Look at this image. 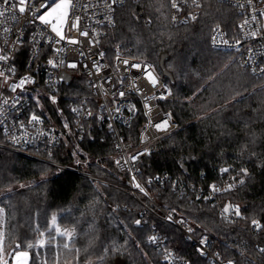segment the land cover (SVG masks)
<instances>
[{
    "label": "trees",
    "instance_id": "1",
    "mask_svg": "<svg viewBox=\"0 0 264 264\" xmlns=\"http://www.w3.org/2000/svg\"><path fill=\"white\" fill-rule=\"evenodd\" d=\"M201 1L197 19L171 26L170 0H126L117 9L114 26L107 28L102 47L110 56L117 44L130 46L135 55L154 62L164 77L168 72L175 78L172 94L162 106L171 112L178 128L155 143L149 159L138 163L149 192L176 215L191 220L198 232H208L213 249L225 259L264 264V253L259 251L264 248V229L256 231L250 224L252 219L264 224V77L251 75L235 53L210 45L216 24L230 35L235 31L240 19L237 9L218 0ZM73 83L63 86L66 99L91 95L85 77ZM50 111L56 119L55 108L51 106ZM138 126L135 122L131 129ZM116 154L110 134L94 122L87 124L83 140L70 136L43 156L109 183L0 148V204L8 211L5 235L20 241L36 239L23 222L24 210L76 205L99 195L92 232L94 250L101 254L97 264H164L161 254L147 243L149 228L135 223L141 206L124 188L127 175L116 170ZM241 169H247L248 175L241 174ZM163 172L188 188L207 187L227 176L244 183L239 181L223 192L216 203L204 202L180 196L170 185L148 183ZM226 204L240 205L237 221L220 216L219 207ZM69 216L64 209L53 222L46 209H33L25 212V221L36 231L45 225L64 232ZM4 219L3 213V225ZM161 230L192 264H206L179 229L162 225ZM17 243L20 251H27L29 244L39 246L38 241L5 238L3 258L8 263ZM29 255L32 264L33 252Z\"/></svg>",
    "mask_w": 264,
    "mask_h": 264
},
{
    "label": "built area",
    "instance_id": "2",
    "mask_svg": "<svg viewBox=\"0 0 264 264\" xmlns=\"http://www.w3.org/2000/svg\"><path fill=\"white\" fill-rule=\"evenodd\" d=\"M218 1L236 8L240 19L231 35L221 24H216L211 32V47L235 53L242 67L251 75L264 77V71H261L264 69V16L260 15L264 11V2L252 0L249 4V0ZM48 2L51 3L52 0ZM125 2L126 0L123 3L117 2L112 5L114 10L109 11L105 0H78L79 5L87 4L89 7L85 9L78 6L68 16L62 28L65 37L77 39L79 43L70 44L66 39L57 44L55 40L58 37L51 32V26L33 20L27 11L21 14L16 9L9 8V5L0 0V10L7 9L0 16V48H4L9 55L7 64L15 67V73L9 77L8 84L0 79V148L48 161L60 170L76 172L92 180L109 183L85 171L52 162L43 156L70 136L75 141L83 140L87 124L94 122L111 136L117 150L114 166L119 173L127 175L124 188L141 206L140 225L149 228L147 243L161 254L163 263L192 264L190 259L171 245L168 236L161 230L162 225H172L179 229L189 246L206 264H227L230 259H225L219 251L213 249L208 232H198L189 219L176 215L173 210L160 203L140 178L138 163L149 159L154 152L155 143L173 133L178 124L171 112L162 106L171 96L172 87L157 65L135 55L130 46L117 44L110 56L102 47L107 28L114 26L117 9ZM40 3L43 0L36 3V8H39ZM177 3L180 5L179 11L171 7V26L189 23L202 12L201 0H197L199 6L194 5L192 0H177ZM75 16L81 17L79 30L87 31L88 36H81L79 31L71 28ZM106 17H110L111 22ZM5 29L8 31L5 32ZM252 32H257V36L252 37ZM49 37L52 38L51 41ZM54 48L61 51L54 53ZM49 59H53L58 65L63 60L64 64L52 67L48 64ZM124 59L129 60L130 64L141 65V68H126L122 63ZM72 62L78 65L77 68L67 66ZM145 66H150L148 71L156 78L155 85L147 78ZM96 67H99V72ZM0 71L7 72V65L3 62H0ZM25 76L30 77L34 83L29 82L14 92L9 90V84L18 83ZM82 76L86 79L91 95L66 99L63 86L73 82L75 85V81ZM120 92H124L123 97L119 95ZM52 96L56 97V103L52 102ZM5 99L8 103H4ZM51 106L57 111L56 119L50 111ZM117 107L119 112L116 111ZM74 108L80 111L73 112ZM88 111H91V116L87 114ZM33 114L40 117L39 122H29ZM165 119L169 120V127L166 130H157L155 124ZM135 122L139 126L132 130ZM13 136L18 140L14 142ZM133 156L137 157L134 162L131 159ZM117 160L120 161L119 165ZM133 176L146 189L147 196L134 187ZM151 178V183L148 182L151 185H170L180 196H193L197 200L212 203L218 201L230 184L233 189L240 181V178L227 176L207 187L188 188L182 181L172 178L169 172L158 173ZM212 185L220 191H213L210 187ZM226 205L232 208L237 206ZM226 205L219 207L220 216L231 222L237 221L240 217L234 214L232 208L229 213L223 212ZM238 206L241 213L240 205ZM169 216L171 220L168 219ZM189 228L192 229L191 232ZM150 237L156 239L152 240ZM202 238H207L205 244H201ZM201 248L204 250L203 254Z\"/></svg>",
    "mask_w": 264,
    "mask_h": 264
},
{
    "label": "snow or ice",
    "instance_id": "3",
    "mask_svg": "<svg viewBox=\"0 0 264 264\" xmlns=\"http://www.w3.org/2000/svg\"><path fill=\"white\" fill-rule=\"evenodd\" d=\"M38 2H39V0H15V2H13V0H3V3L5 5H9V8L16 9V11H18L21 14H24L27 11L31 14L33 20H38L43 25L51 26V32L55 33V36L58 37V39L55 40V43L59 44L60 41L66 40V39H67V42L70 44L79 43V41L77 39L65 37L64 32H63V28H62L63 24H65L67 22L68 16L71 15L78 6H81L78 4V0H77V3H74V0H52L51 3H49L48 0H43V3H40L39 8H36L35 5ZM117 2L123 3V0H105V6L108 8L109 11H113L114 9L112 8V5H115ZM262 2H264V0H262ZM192 3L196 6H199L197 3V0H192ZM251 3H252V0H249V4H251ZM81 7L87 9L89 7V5L84 4ZM171 7L176 9L177 11H179V9H180V5L177 3V0H171ZM241 7H243V5H241ZM6 10L7 9L0 10V16L4 15V12ZM260 15L264 16V11H262L260 13ZM13 18H15V17H13ZM192 18L195 19L194 16ZM80 19H81L80 16H75L74 20L71 24V28L79 31V35H81V36H88L87 31H80L79 30ZM106 19H108L109 22H111L110 17H106ZM137 19H138V17H137ZM173 19H175V17H173ZM245 23H247V21H245ZM7 31H8V29H5V32H7ZM250 35L252 37H256L257 32H252V33H250ZM49 40L51 41L52 38L49 37ZM225 43H227V41H225ZM53 51H54V53H59L61 51V49L54 48ZM81 55H83V53H81ZM100 55L103 56V53H100ZM117 59H119V54L117 55ZM8 61H9V55L5 52L4 48H0V62H3L5 65H7V72L0 71V79H2L4 84H8L9 77L15 73L14 65H8L7 64ZM122 63L126 68L127 67H131L133 69H140L141 68V65H139V64H136V63L130 64L129 60H127V59H124L122 61ZM48 64L51 65L52 67H58L59 65H63L64 61L60 60L59 65H58L56 61H54L53 59H49ZM67 66L75 69V68H77L78 65L75 62H72V63H69ZM148 67H150V66L144 67V72H145L147 78L149 79V81L153 85H155L157 83V80L152 75V73L150 71H148ZM99 70H100L99 67H96V71L99 72ZM261 71H264V69H261ZM29 82L34 83V81L31 80L30 77L25 76V77L20 78L18 83L9 84L8 87H9L10 91L14 92L18 88H21L23 85H25ZM119 95L121 97H123L124 92H120ZM161 98H163V97H161ZM51 100L53 103H56V97L55 96H52ZM4 103H8L7 99L4 100ZM145 106L148 107V105H145ZM72 111L73 112H79L80 110L74 108V109H72ZM116 111L117 112L120 111L119 107H117ZM87 114L89 116L92 115L91 111H88ZM39 121H40V117L33 114L31 116L29 122L31 123V122H39ZM65 127H67V124H65ZM167 127H169V120L168 119L163 120L161 123L155 124V128L157 130H166ZM12 140L15 142L18 140V138L13 136ZM131 159L134 162L137 159V157L133 156ZM116 163L119 165L120 161L117 160ZM125 163H127V161H125ZM222 171L227 172L228 169H222ZM241 174L248 175L247 169H241ZM151 179L152 178H149V181H148L149 183H151ZM240 183L243 184L244 181L241 180ZM133 185L135 188H137L145 196L148 195L146 189L139 182H136L134 176H133ZM210 187L213 189V191H220V189H217L215 185H212ZM232 187H233V185L230 184L228 186V188L224 189V191H228ZM206 199H207V197H206ZM230 208H232V206H230V205L224 206L223 212L229 213ZM232 210L234 211V214L237 217L241 216L240 209H239L238 205L235 206L234 208H232ZM3 213H4V209L0 208V216H2ZM168 219L171 220V216H169ZM53 222H55V217H53ZM135 223L137 225H139L141 223V221L136 220ZM250 224H251L252 228L256 231H260V230L264 229V224H261V222L256 220V219H252L250 221ZM191 231H192V229L189 228V232H191ZM57 233L61 236L66 237L69 241L72 240L73 233L70 231L60 232L59 229H57ZM150 239L155 240L156 237H150ZM4 242H5V235L3 232V224L0 223V264H8V261L3 258L4 257ZM206 242H207V238H202L201 244H205ZM39 246H41V247L43 246V241L40 242ZM20 247L21 246L18 243L15 245V249L13 250L14 255H12L13 264H28L29 253L27 251H20L19 250ZM27 247L32 248L33 245L29 244V245H27ZM64 248L69 249V244L65 243ZM75 251L77 252V254L79 253V249H76ZM200 251H201V254H203V251H204L203 248H201ZM259 251L261 253H264V248H259ZM55 264H59V256H57ZM227 264H234V261H232L230 259V260H228Z\"/></svg>",
    "mask_w": 264,
    "mask_h": 264
},
{
    "label": "rangeland",
    "instance_id": "4",
    "mask_svg": "<svg viewBox=\"0 0 264 264\" xmlns=\"http://www.w3.org/2000/svg\"><path fill=\"white\" fill-rule=\"evenodd\" d=\"M224 65H227V63H224ZM98 196L95 197V200L89 203L87 202H85L84 204L78 203L76 205L70 204V206L72 207H68L70 216H69L68 226H66L65 231H70L73 233V237L71 241H69L64 236L59 235L57 233V230L54 229L53 231H51L52 229L47 228L48 226L46 227L45 225H42L40 230L34 231L37 235L36 239L25 238L24 240L20 241L17 239L7 237L5 235V226L8 217V211L4 205L0 204V207L4 209L5 219L3 225V232L5 238L6 240L16 241V242H24L25 240L29 239L34 242L38 241V245H40V242L43 241L42 247L34 245L32 248H29L27 250L28 253L33 252V256H31L33 258L32 264H55L57 256H59V264H97L101 260V254L96 253L94 250L92 232L94 229L96 204L100 201V196L99 197ZM44 208H48V207H44ZM32 209L23 211V222L27 227L28 225L25 221L24 212L31 211ZM46 210L47 212L50 213L52 218L56 217L57 214H59V212L62 211L61 208H58L57 210L56 208H54V210L48 208ZM65 243L69 244V249L64 248ZM76 249H79L78 254L75 251ZM10 264H13V260H11ZM28 264H29V260H28Z\"/></svg>",
    "mask_w": 264,
    "mask_h": 264
},
{
    "label": "crops",
    "instance_id": "5",
    "mask_svg": "<svg viewBox=\"0 0 264 264\" xmlns=\"http://www.w3.org/2000/svg\"><path fill=\"white\" fill-rule=\"evenodd\" d=\"M97 196H98V195H95V196H91V197H88V198L82 199V200L79 201V204H84L85 202L89 203V202L95 200V197H97ZM98 197H99V196H98ZM100 200H101V197H100ZM68 207H72V206H70V205H64V206H60V207H58V208H61L62 211H63L64 209H67V210H68ZM48 208H51V209L54 210V208H53L52 206H50V207H48ZM48 208H39V209H48ZM58 208H56V210H57ZM35 209H36V208H35ZM32 210H33V209H32ZM62 211H60V212H62ZM25 212H26V211H25ZM25 212H24V213H25ZM60 212H59V213H60ZM27 225H28V224H27ZM28 227H29V226H28ZM29 229H30L31 231H36V230L31 229L30 227H29Z\"/></svg>",
    "mask_w": 264,
    "mask_h": 264
},
{
    "label": "water",
    "instance_id": "6",
    "mask_svg": "<svg viewBox=\"0 0 264 264\" xmlns=\"http://www.w3.org/2000/svg\"><path fill=\"white\" fill-rule=\"evenodd\" d=\"M165 77L168 78L171 86L175 84V78L171 73L165 72Z\"/></svg>",
    "mask_w": 264,
    "mask_h": 264
},
{
    "label": "bare ground",
    "instance_id": "7",
    "mask_svg": "<svg viewBox=\"0 0 264 264\" xmlns=\"http://www.w3.org/2000/svg\"><path fill=\"white\" fill-rule=\"evenodd\" d=\"M12 255H13V250L10 252V254L8 256V260H9V263L8 264H10V262L12 260Z\"/></svg>",
    "mask_w": 264,
    "mask_h": 264
}]
</instances>
